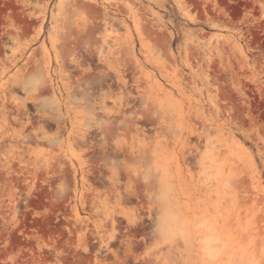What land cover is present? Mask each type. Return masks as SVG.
<instances>
[{
	"label": "rangeland",
	"instance_id": "374dc122",
	"mask_svg": "<svg viewBox=\"0 0 264 264\" xmlns=\"http://www.w3.org/2000/svg\"><path fill=\"white\" fill-rule=\"evenodd\" d=\"M82 1L0 0V264H264V0Z\"/></svg>",
	"mask_w": 264,
	"mask_h": 264
},
{
	"label": "bare ground",
	"instance_id": "6f19581e",
	"mask_svg": "<svg viewBox=\"0 0 264 264\" xmlns=\"http://www.w3.org/2000/svg\"><path fill=\"white\" fill-rule=\"evenodd\" d=\"M77 2H83L82 0H77ZM97 27V25H96V21H92V22H90V23H87L86 24V27L85 28H83V29H80V30H86V31H91V30H93L94 28H96ZM14 59V58H13ZM64 59V58H63ZM64 66H65V68H68L69 67V65H68V63L66 62V60L64 59ZM28 65V64H27ZM42 66L44 65V64H41ZM47 65V64H46ZM44 67V66H43ZM47 66H45V68H46ZM38 68H42V67H40V65L36 68V69H38ZM44 68H42V69H38L37 70V72H39V74H40V76H41V78H42V84L41 85H39V88H38V94H41V92L42 91H48V90H50V88L52 87V82H53V78H52V76H51V74H50V70L49 69H44ZM52 89H53V95H56V92H55V89L52 87ZM29 99H31V100H33V99H36L34 96H29L28 97ZM54 98V97H53ZM57 104H59V103H57ZM76 156L78 157V158H80V156L79 155H77L76 154ZM163 220V219H162ZM160 221L159 222V224H160V226H162V225H164V222L163 221ZM163 222V223H162ZM158 244H161V243H158ZM158 244H157V246H158ZM129 247H131V246H128V248ZM129 250V249H128ZM132 251V250H131ZM130 252V251H129ZM198 261H200V262H202V260H205L206 261V259H200L199 260V258L197 259ZM205 261H203L204 263H205ZM208 261H209V259H208ZM195 262H197V261H195ZM203 262H202V264H203ZM215 262V261H214ZM217 262V261H216ZM215 262V263H216ZM211 263V261L209 262V264ZM205 264H207V263H205ZM212 264V263H211ZM214 264V263H213Z\"/></svg>",
	"mask_w": 264,
	"mask_h": 264
}]
</instances>
